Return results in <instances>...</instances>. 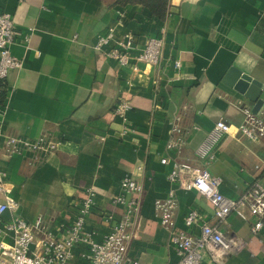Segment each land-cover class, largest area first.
Masks as SVG:
<instances>
[{
    "label": "crops",
    "instance_id": "crops-1",
    "mask_svg": "<svg viewBox=\"0 0 264 264\" xmlns=\"http://www.w3.org/2000/svg\"><path fill=\"white\" fill-rule=\"evenodd\" d=\"M167 9L160 20L126 0H0V13H10L19 32L11 50L22 61L0 79V172L8 196L18 203L1 214L2 223L16 216L39 220L61 235L90 195L84 232L101 239L122 213L112 198L130 175L142 191L127 256L142 264H175L170 230L158 223L155 200L174 189L175 229L200 233L199 222L184 225L191 208L207 223L217 221L205 197L169 182L170 165L160 158L204 165L230 198L264 175V139H248L235 129L220 139L208 164L194 155L216 120L236 126L244 119L243 108L253 109L254 102L233 88L231 69L263 85L256 112L264 118V0H169ZM110 29L115 37L131 34L136 49L150 36L162 37L159 63H139L132 70L94 49ZM121 100L129 105L125 120L113 111ZM176 117L184 138L180 153L165 149ZM43 134L58 139V149L34 166L4 148L8 135ZM5 201L0 192V203ZM253 219L231 212L220 228L244 247L221 262L204 251L201 264H264V223L253 234ZM72 252L68 264H85L84 245Z\"/></svg>",
    "mask_w": 264,
    "mask_h": 264
},
{
    "label": "built area",
    "instance_id": "built-area-1",
    "mask_svg": "<svg viewBox=\"0 0 264 264\" xmlns=\"http://www.w3.org/2000/svg\"><path fill=\"white\" fill-rule=\"evenodd\" d=\"M18 35L11 14L0 13V79L6 77L9 70L22 66V61L11 50ZM23 40L26 42L28 36H24ZM162 46V37L150 36L141 49H136L131 34L115 37L110 29L98 37L93 47L118 65L137 70L139 63L158 64ZM174 65L179 67L180 62L176 60ZM128 109V103L121 100L113 111L125 120ZM243 113V121L236 126L221 118L215 121L195 149L197 161L208 164L214 160L215 146L233 129L251 140L264 139L263 115L254 113L249 108H243ZM178 120L179 117H176L172 123L165 149L180 153L184 138ZM58 144V139L46 134L35 138L8 135L4 148L10 154L26 156L27 163L34 166L55 153ZM160 162L170 165L167 179L172 185L194 189L211 203L213 217L217 221L215 224L207 223L196 208H191L184 217V225L190 228L199 222L200 233L194 235L186 229H175L178 200L174 189L169 191L166 198L155 200V217L161 226L170 230V243L178 256L175 264H201L204 251H207L214 261L221 262L232 251L242 249L245 243L241 239L225 236L220 228V224L225 222L231 212L243 220H248V215L252 216L254 219L251 231L253 234L259 233L264 223V175L255 179L239 197L230 198L220 191L221 179L210 174L204 165H195L183 158L170 160L165 156L160 158ZM5 185L3 174L0 172V192L6 195V201L0 203V218L6 209H14L18 204L8 196L9 189ZM141 191L142 185L132 176L126 175L120 180L119 191L113 196L112 203L121 206L122 213L114 220L111 229L98 240L93 238L92 233L84 232L85 216L92 208L90 195L82 201L79 214L61 235L44 228L39 220L28 222L16 216L2 223L0 219V264H68L76 245H84L86 249L85 264H142L139 260L127 256L130 229L140 212ZM111 218V215L107 217L108 220Z\"/></svg>",
    "mask_w": 264,
    "mask_h": 264
},
{
    "label": "water",
    "instance_id": "water-1",
    "mask_svg": "<svg viewBox=\"0 0 264 264\" xmlns=\"http://www.w3.org/2000/svg\"><path fill=\"white\" fill-rule=\"evenodd\" d=\"M230 71L234 73L233 88L243 94L246 99L254 102L252 111L255 113L263 104V100L259 97L263 85L247 73L234 69Z\"/></svg>",
    "mask_w": 264,
    "mask_h": 264
},
{
    "label": "trees",
    "instance_id": "trees-1",
    "mask_svg": "<svg viewBox=\"0 0 264 264\" xmlns=\"http://www.w3.org/2000/svg\"><path fill=\"white\" fill-rule=\"evenodd\" d=\"M124 0H119L121 3ZM129 2L139 3L146 7L150 14L155 16L156 18L163 20L168 13V2L169 0H126ZM4 99V92L2 89H0V103Z\"/></svg>",
    "mask_w": 264,
    "mask_h": 264
}]
</instances>
